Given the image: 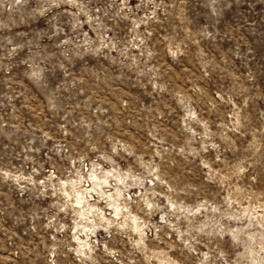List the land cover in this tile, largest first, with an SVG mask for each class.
<instances>
[{"label":"rangeland","instance_id":"374dc122","mask_svg":"<svg viewBox=\"0 0 264 264\" xmlns=\"http://www.w3.org/2000/svg\"><path fill=\"white\" fill-rule=\"evenodd\" d=\"M0 264H264V0H0Z\"/></svg>","mask_w":264,"mask_h":264},{"label":"bare ground","instance_id":"6f19581e","mask_svg":"<svg viewBox=\"0 0 264 264\" xmlns=\"http://www.w3.org/2000/svg\"><path fill=\"white\" fill-rule=\"evenodd\" d=\"M109 172V171H106ZM91 181L95 186H100L103 182L106 181V176L98 177L96 174H91ZM101 187V186H100ZM95 188V187H94ZM82 199V198H81ZM84 199V198H83Z\"/></svg>","mask_w":264,"mask_h":264}]
</instances>
